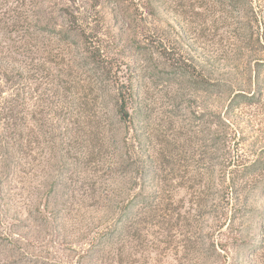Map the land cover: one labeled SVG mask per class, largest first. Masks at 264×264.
I'll return each mask as SVG.
<instances>
[{
	"label": "rangeland",
	"instance_id": "obj_1",
	"mask_svg": "<svg viewBox=\"0 0 264 264\" xmlns=\"http://www.w3.org/2000/svg\"><path fill=\"white\" fill-rule=\"evenodd\" d=\"M261 39L264 0H0V264H264Z\"/></svg>",
	"mask_w": 264,
	"mask_h": 264
},
{
	"label": "trees",
	"instance_id": "obj_2",
	"mask_svg": "<svg viewBox=\"0 0 264 264\" xmlns=\"http://www.w3.org/2000/svg\"><path fill=\"white\" fill-rule=\"evenodd\" d=\"M77 20H79V19H77ZM252 21H253V23L254 24H258V23H261L260 22V20H258L257 19V17H254L253 19H252ZM88 28V27H87ZM88 30L89 31H91L90 33H92L93 32V30L92 29H89L88 28ZM262 40V39H261ZM263 41V40H262ZM93 42V41H92ZM264 42V41H263ZM90 54L92 55V57H93V63H95L96 65H99V64H101L100 66H98L102 71L106 68L105 66L104 67H102L103 66V62H104V60L103 59H105V53L98 47V48H96V47H91V49H90ZM3 76V75H2ZM220 248L221 249H225V246H223V245H220Z\"/></svg>",
	"mask_w": 264,
	"mask_h": 264
}]
</instances>
